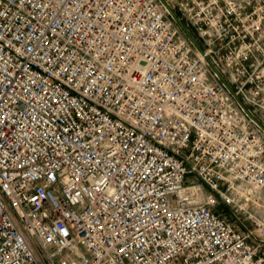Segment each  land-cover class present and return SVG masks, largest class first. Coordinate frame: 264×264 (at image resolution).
<instances>
[{"label":"built area","instance_id":"obj_1","mask_svg":"<svg viewBox=\"0 0 264 264\" xmlns=\"http://www.w3.org/2000/svg\"><path fill=\"white\" fill-rule=\"evenodd\" d=\"M0 0V264H264V0Z\"/></svg>","mask_w":264,"mask_h":264},{"label":"water","instance_id":"obj_2","mask_svg":"<svg viewBox=\"0 0 264 264\" xmlns=\"http://www.w3.org/2000/svg\"><path fill=\"white\" fill-rule=\"evenodd\" d=\"M164 2V4L166 5V7L171 11L172 15L174 16L175 20L177 21V23L181 26V28L184 30V32L186 33V35L195 43L197 44L195 38L193 37V35L190 33V31L187 29V27L185 26V24L181 21V19L177 16V14L169 7V5L165 2V0H162Z\"/></svg>","mask_w":264,"mask_h":264}]
</instances>
